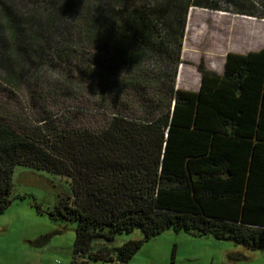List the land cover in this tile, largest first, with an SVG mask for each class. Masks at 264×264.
<instances>
[{
    "label": "trees",
    "instance_id": "trees-1",
    "mask_svg": "<svg viewBox=\"0 0 264 264\" xmlns=\"http://www.w3.org/2000/svg\"><path fill=\"white\" fill-rule=\"evenodd\" d=\"M170 2L164 4L175 15L178 59L192 4ZM136 18L132 33L144 42L153 26L142 9ZM98 28L106 26L88 22L76 29L85 33L76 39ZM222 64L215 69L221 74L198 67L196 92L176 89V72L157 74L154 81L167 84L163 108L153 101L146 116L110 111L99 130L47 120L17 130L0 121V213L12 202V175L20 166L69 180L70 195L49 214L77 222L70 264H127L168 229L264 250V50L228 53ZM130 83L123 73L115 79L120 88ZM134 230L142 238L92 247L95 240L112 241ZM228 258L238 262L244 256Z\"/></svg>",
    "mask_w": 264,
    "mask_h": 264
},
{
    "label": "rangeland",
    "instance_id": "rangeland-1",
    "mask_svg": "<svg viewBox=\"0 0 264 264\" xmlns=\"http://www.w3.org/2000/svg\"><path fill=\"white\" fill-rule=\"evenodd\" d=\"M168 1L0 0V121L17 130L39 120L99 130L110 111L146 116L153 101L163 108L167 84L154 81L161 72L167 78L176 72L175 88L196 92L199 66L218 73L228 53L264 50V0H183L182 7L192 6L177 59ZM216 5L220 10L210 9ZM139 9L153 26L144 42L132 33ZM95 21L106 29L76 39L85 34L77 28ZM122 73L131 83L120 88L115 79ZM12 184V202L0 213V264H70L77 222L49 214L70 195L69 180L17 166ZM138 238L142 233L134 230L112 241L95 240L92 247H119ZM139 252L145 264H264L262 250L172 229ZM236 252L245 260L228 258Z\"/></svg>",
    "mask_w": 264,
    "mask_h": 264
},
{
    "label": "crops",
    "instance_id": "crops-1",
    "mask_svg": "<svg viewBox=\"0 0 264 264\" xmlns=\"http://www.w3.org/2000/svg\"><path fill=\"white\" fill-rule=\"evenodd\" d=\"M140 253L141 252L138 251L127 264H145L146 261L142 256H140ZM244 260H245V257H244Z\"/></svg>",
    "mask_w": 264,
    "mask_h": 264
}]
</instances>
